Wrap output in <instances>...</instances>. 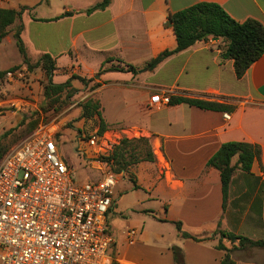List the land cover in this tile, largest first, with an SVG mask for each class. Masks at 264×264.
<instances>
[{
	"label": "crops",
	"instance_id": "0c3cea01",
	"mask_svg": "<svg viewBox=\"0 0 264 264\" xmlns=\"http://www.w3.org/2000/svg\"><path fill=\"white\" fill-rule=\"evenodd\" d=\"M103 1L0 0L1 8H30L0 41V70L27 66L15 49V32L22 25L31 62L49 53L56 60V83L104 69L96 89L104 120L109 127L125 128L129 139L149 138L155 159L131 164L115 187L120 195L110 209L112 264H178L175 246L181 248L184 264H221L217 229L264 239V53L242 77L236 75L234 60L221 56L225 42L213 36L167 56L153 70L146 64L177 47L167 24L170 12L216 2L238 21L256 19L264 25V0H108L105 7L88 12ZM125 63L139 72L106 70ZM19 87L6 83L0 90V139L8 149L23 138L21 122L32 113L29 106L9 108ZM164 90L223 103L230 110L187 103L148 108L151 97ZM109 97L128 109V117L104 115ZM227 141L257 144L261 154L250 172L235 170L224 206L220 171L207 163ZM236 162L237 156L232 164ZM175 222L206 238L181 236ZM130 227L139 230L134 241L126 234Z\"/></svg>",
	"mask_w": 264,
	"mask_h": 264
},
{
	"label": "built area",
	"instance_id": "2783aa9c",
	"mask_svg": "<svg viewBox=\"0 0 264 264\" xmlns=\"http://www.w3.org/2000/svg\"><path fill=\"white\" fill-rule=\"evenodd\" d=\"M24 71V66L10 68L5 77L16 79ZM170 97L168 90L156 93L147 106L169 104ZM61 128L56 119L40 121L0 159V264H112L109 249L115 239L107 214L122 174L107 157L128 131H101L99 125L83 132L103 175L76 183L56 145ZM138 232L128 228V239L134 241Z\"/></svg>",
	"mask_w": 264,
	"mask_h": 264
},
{
	"label": "trees",
	"instance_id": "16d2710c",
	"mask_svg": "<svg viewBox=\"0 0 264 264\" xmlns=\"http://www.w3.org/2000/svg\"><path fill=\"white\" fill-rule=\"evenodd\" d=\"M108 0H105L88 9L91 12L97 8H103L107 5ZM26 9L29 7H22L20 10L1 8L0 7V41L7 35L8 26L14 23ZM167 24L172 26L176 35L177 47L174 50H165L158 56L152 58L146 64L148 70H153L164 58L180 52L196 43L206 40L209 37H218L225 42V47L221 53L223 59H233L235 72L238 77H242L247 69L258 60L264 53V25L256 19H247L245 21H238L234 19L219 3L202 1L190 5L184 9L176 12H170L168 15ZM22 25H20L16 32L15 38L20 53L23 56L24 63L28 66H41L49 76L48 82L44 85V97L47 100H52L54 103L58 102L64 93L70 96L77 91L73 85L75 78L80 79L83 83L86 78L80 75H72L66 81L56 83L53 82V76L56 70V60L49 54H43L35 64H33L27 55L26 48L21 38ZM111 60V59H108ZM124 66H112L106 70H128L134 74L138 73V68L133 64ZM19 66L13 67L18 68ZM7 70H0V89L2 87L3 79ZM178 103H187L192 106H197L202 109L228 111L230 106L210 101L198 97H188L183 95H171V105ZM99 102L89 99L84 104V114L86 116H93L98 114L100 119V129L104 131L109 125L104 120L102 113L98 111ZM40 122V121H39ZM35 124L33 129L28 132L31 133L39 124ZM27 134V135H28ZM26 136V135H25ZM23 136V137H25ZM128 150H132L131 154L137 155V160L130 162L127 155ZM8 147L5 146L0 139V159L4 157ZM261 148L257 144L246 141H227L224 142L218 151L209 159L207 165L219 169L221 174L222 189L224 194V206L229 195V188L232 176L237 168L245 172H250L256 158H259ZM132 156V155H131ZM237 156L236 164H232V159ZM107 159L113 160V167L117 173L126 171L133 163L142 160H154L155 154L152 150L151 143L147 137H139L134 139L123 138L119 145H117L110 157ZM176 227L181 236L186 238H193L195 240H202L206 237L193 235L183 228L181 222H175ZM219 233L221 238H229L230 240L240 239L242 243H250L252 245L264 246V239L253 240L249 237L238 235L231 231L217 229L216 234ZM222 249L221 244L217 246ZM175 260L178 264H184L183 254L181 248L175 246L174 248ZM113 264L116 261L113 260ZM221 264H231V259L228 255L223 256Z\"/></svg>",
	"mask_w": 264,
	"mask_h": 264
},
{
	"label": "rangeland",
	"instance_id": "374dc122",
	"mask_svg": "<svg viewBox=\"0 0 264 264\" xmlns=\"http://www.w3.org/2000/svg\"><path fill=\"white\" fill-rule=\"evenodd\" d=\"M15 49L19 55L18 46H15ZM32 63L35 64L36 61H32ZM127 64L130 63L118 66L127 68ZM24 68L25 71L22 76L12 80L4 77L2 83V86L6 83H16V85L20 86L18 93L14 96L15 98L9 104L11 110L17 111L24 106H29V111L32 112L30 115H25L21 122L22 136L27 135L39 121L51 119L58 120L62 128L56 138V145L61 157L72 169V179L76 183H84L101 178L103 175L102 169L97 165L93 157H91V151L85 145L82 134L92 131L95 127L101 125L97 113H94L93 116H86L83 109L84 104L87 103L89 99L99 102L96 96V89H99L102 84L101 72L104 69L98 71L96 75L85 77V83L75 78L73 82H76L77 85H74V83L73 85L77 88V91L71 96L70 93H64L60 100L54 103L52 100H47L43 94L44 85L48 82L49 78L46 71L42 69L41 66L30 67L27 65L24 66ZM139 70L140 69H138V72ZM51 78H53V76H51ZM52 80L55 82L54 79ZM109 92L111 95L113 94L110 89ZM114 99L115 97L108 98L107 104L104 105V115L109 119L128 117V109L121 108V104L117 105V101ZM13 102H16L18 107L13 106ZM98 111L103 113L100 102ZM151 147L153 150L152 145ZM131 153L132 150H128L129 155H127V157L130 162H134L137 160V155ZM119 195L120 193H116L115 188L114 199ZM107 216L108 227L111 229L112 225L110 218L113 217L111 210L108 212ZM219 243L222 246L224 256L228 255L231 259V264H264V246L252 245L247 242L242 243L240 239L230 240L229 238H221V236L219 237Z\"/></svg>",
	"mask_w": 264,
	"mask_h": 264
},
{
	"label": "water",
	"instance_id": "95a60500",
	"mask_svg": "<svg viewBox=\"0 0 264 264\" xmlns=\"http://www.w3.org/2000/svg\"><path fill=\"white\" fill-rule=\"evenodd\" d=\"M215 38H218V37H215Z\"/></svg>",
	"mask_w": 264,
	"mask_h": 264
}]
</instances>
